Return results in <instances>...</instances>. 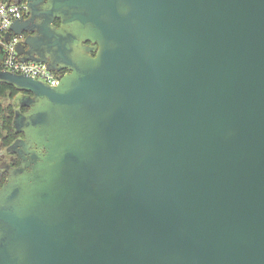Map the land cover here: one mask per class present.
Listing matches in <instances>:
<instances>
[{
  "label": "water",
  "instance_id": "95a60500",
  "mask_svg": "<svg viewBox=\"0 0 264 264\" xmlns=\"http://www.w3.org/2000/svg\"><path fill=\"white\" fill-rule=\"evenodd\" d=\"M27 6L0 264H264V0Z\"/></svg>",
  "mask_w": 264,
  "mask_h": 264
},
{
  "label": "built area",
  "instance_id": "2783aa9c",
  "mask_svg": "<svg viewBox=\"0 0 264 264\" xmlns=\"http://www.w3.org/2000/svg\"><path fill=\"white\" fill-rule=\"evenodd\" d=\"M24 14H29L27 0H0L1 70L28 76L49 86H57L62 75L49 71L44 64L20 61V57L15 51V46L20 41V36L11 35L8 43L4 40L5 35L10 31L11 25Z\"/></svg>",
  "mask_w": 264,
  "mask_h": 264
},
{
  "label": "trees",
  "instance_id": "16d2710c",
  "mask_svg": "<svg viewBox=\"0 0 264 264\" xmlns=\"http://www.w3.org/2000/svg\"><path fill=\"white\" fill-rule=\"evenodd\" d=\"M56 26L59 25V22L54 23ZM0 63V70H1ZM21 92L15 86L7 84L5 82H0V138H4V129L7 132L8 140L6 144L10 143L13 139L14 129L12 127V119L14 115V109L12 102L18 97ZM4 142V140H3ZM6 147V146H3ZM3 183L1 181L0 185Z\"/></svg>",
  "mask_w": 264,
  "mask_h": 264
},
{
  "label": "flooded vegetation",
  "instance_id": "af4514ba",
  "mask_svg": "<svg viewBox=\"0 0 264 264\" xmlns=\"http://www.w3.org/2000/svg\"><path fill=\"white\" fill-rule=\"evenodd\" d=\"M28 18H29V14L28 15L24 14L19 20L22 21V20H26ZM26 35L27 34H24L22 37H20V41H22L24 39V37H26ZM55 73L63 75L64 73H66V71H59V72H55ZM29 95H30L29 93H25V92L20 93L18 95V97L12 102V106H13V109H14V115H15V112L25 113V112L28 111L27 107H21V106L18 105V99L21 98V97H24V96H29ZM12 137H13L12 141L10 143L6 144V141L8 140V135H7V132L4 129V138L3 139L0 138V164L1 163H6V164H8L11 167H16V166L19 165L18 157L16 155H14V154L6 152V148L8 146H10L12 143H14L16 140L23 139L24 136H23L22 133H18L16 131H14ZM3 140H4V142H3ZM3 146H6V147H3ZM6 176H7L6 173L2 171L1 180L4 181Z\"/></svg>",
  "mask_w": 264,
  "mask_h": 264
}]
</instances>
